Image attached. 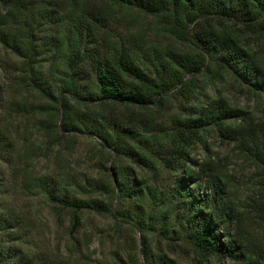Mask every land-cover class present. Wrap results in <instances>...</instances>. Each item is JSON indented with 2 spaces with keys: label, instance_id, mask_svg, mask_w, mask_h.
Instances as JSON below:
<instances>
[{
  "label": "trees",
  "instance_id": "1",
  "mask_svg": "<svg viewBox=\"0 0 264 264\" xmlns=\"http://www.w3.org/2000/svg\"><path fill=\"white\" fill-rule=\"evenodd\" d=\"M122 21L126 32L115 27ZM150 31L171 42L155 45ZM258 43H264V0H0V51L20 61L15 71L0 59V69L4 62L13 70L8 84L1 82L5 68L0 72V264H60L18 244L21 219L3 203L13 165L11 177H20L24 192L41 194L68 213L71 235L82 209L112 214L115 199L135 200L131 209L115 212L142 232L143 264H181L152 255L146 236L157 229L185 244L192 264L212 257L264 264V246L250 243L247 230L248 221L264 228V221L257 222L264 220V200L251 204L254 217L239 211L224 178L208 161L190 157L197 145L205 146L206 135L216 134L264 169V118L218 96L199 100L203 83L216 85L227 76L264 100V66L253 50ZM12 85L32 102L10 100ZM173 96L180 111L169 117L168 129H155L156 116ZM38 109L47 113L49 128L96 137L119 161L142 163L155 176L166 171L173 183L163 191L144 185L132 166H102L101 177L88 182L103 199L83 204L73 198L70 188L81 187L73 178L26 174L28 155L16 152L3 123Z\"/></svg>",
  "mask_w": 264,
  "mask_h": 264
},
{
  "label": "rangeland",
  "instance_id": "2",
  "mask_svg": "<svg viewBox=\"0 0 264 264\" xmlns=\"http://www.w3.org/2000/svg\"><path fill=\"white\" fill-rule=\"evenodd\" d=\"M66 21V20H64ZM115 26V25H114ZM117 31L126 32L124 22L115 26ZM148 38L159 47H165L171 42L166 35L157 36L153 32L148 33ZM253 50L258 54L264 66V43L254 45ZM4 58L11 64L15 71L19 69L20 61L10 54L0 51V59ZM0 72L5 68V75L1 82L9 83L12 69L1 63ZM48 67V64H46ZM1 76V73H0ZM189 77H187L188 79ZM202 77L198 75V80ZM12 90V91H11ZM15 88L10 86V100L17 102L20 106H26L32 102L27 91L21 94L13 92ZM199 100H205L208 96H218L229 102L230 105L241 108L257 118H264V100L257 98L239 88L230 76L216 85L203 83L200 90ZM172 96V94H171ZM179 98L173 96L169 103H166L164 110H161L154 120L157 128L168 129L169 117L179 112ZM157 109V108H155ZM47 113L38 109L35 113L21 112L11 118L3 127L8 131L13 146L18 154L28 155V172L35 177H47L52 180H60L62 177L73 178L80 188L72 186L74 199L80 200L83 204L93 199H103L102 194L93 193L88 181L101 177L102 166L112 169L114 165L132 166L138 177L143 176L144 185L158 186L163 191L169 184L170 174L162 171L157 176L144 164L138 167L130 161H119L109 149L101 148L100 140L96 137L79 133L63 134L55 126L49 128L47 124ZM46 122V123H45ZM59 124V119L55 125ZM157 124V125H156ZM190 157L197 162L208 161L210 169H215L227 182L226 192L228 198L237 205L239 211L249 213L254 217L251 204L264 200V169L258 164L249 162L242 152L232 145L220 141L216 134H208L205 137V146L192 150ZM26 165V164H24ZM23 166V164L21 165ZM14 165L7 171L4 189L6 194L3 203L8 205L21 219V241L27 249L38 250L46 254L51 260L60 264H143L141 254L142 232L129 226V222L117 215L115 210L120 207L131 209L135 200L127 199L120 202L113 201L112 214L100 215L88 208L82 209L79 213L80 226L74 234H69L70 224L68 213L61 209L58 204L47 202L41 194L24 192L21 188L19 176L11 177L14 174ZM104 176L107 175L104 173ZM137 178V177H136ZM209 194L208 190H202ZM200 192V191H199ZM65 195H73L71 192H64ZM145 207H151L149 200H143ZM51 207L58 210L56 217ZM59 218V219H58ZM258 223L264 220L258 219ZM253 221V220H251ZM250 231V243L264 246V228L259 224L248 221L247 230ZM18 234V232H16ZM150 243L152 255H165L168 259H176L181 264H192L193 253L183 243L171 241L164 236L159 229L146 236ZM168 244H174L175 252L168 249ZM249 244V242H248ZM251 244V245H252ZM205 264H233L230 260H219L209 258Z\"/></svg>",
  "mask_w": 264,
  "mask_h": 264
}]
</instances>
